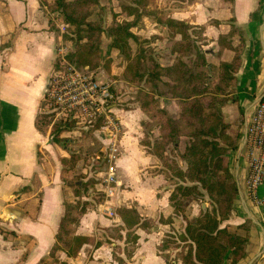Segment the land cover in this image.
<instances>
[{
	"label": "crops",
	"instance_id": "obj_1",
	"mask_svg": "<svg viewBox=\"0 0 264 264\" xmlns=\"http://www.w3.org/2000/svg\"><path fill=\"white\" fill-rule=\"evenodd\" d=\"M163 5L168 6V9L173 6H159ZM197 5L194 0L182 8L171 10L176 19L206 26L208 44L204 49L211 70L209 81L217 82L218 67L225 62L214 63L212 57L232 52L233 61L235 56L230 49H220L219 37L229 34L234 27L237 29L234 45L244 41L242 63L236 73L239 105H227L229 110L226 113L233 129L238 122H242L244 126L247 110L264 94V0H233L230 7L233 15L213 22L206 20L203 15L199 18L200 21H192ZM44 9L39 0H0V264H41L43 259H46L47 264H120L116 256L123 259L124 264H167L166 258L159 251L164 236L182 235L187 226L184 215L189 219L195 218L205 209L203 205L206 208L211 205L207 202V197L200 203L184 199L182 213L174 216L170 201L173 185H170L172 183L166 180L162 172V162L140 144L144 135L143 126L151 120L134 101L139 87L122 80L126 63L120 54L113 51L108 54L112 59L111 72L103 71L106 73V80L117 84L122 102H133L127 104L128 109L115 110V114L121 119L123 131L119 139L121 155L117 170L118 184L111 204L115 210L119 206L135 205L143 218L153 219L156 225L150 230L137 229L138 244L132 258L128 259L125 242L108 236L107 229L124 224L117 213L114 217H108L100 212L95 199L96 194L102 193L99 182L82 199L92 202L93 207L82 217L77 231L79 235L89 237L90 242L83 246L76 258L60 252L58 261L55 262L48 256L65 214L64 167L61 160L74 153L82 157V152L77 149L78 143L75 141L65 144L63 139L66 131L61 135L62 142L58 144L53 141V127L47 134H43L35 125L37 117L45 111L44 99L49 79L57 71V48L60 42L56 33L50 29ZM228 23V33L215 32L216 27L220 28ZM152 31H157L161 38L157 40L161 49L158 62L163 66H170L176 58L171 53L175 40L169 37L165 27L157 23ZM98 74L100 73L97 72V76ZM160 102L162 108L177 117L179 109L175 100L160 97ZM55 122L75 127L83 124L77 120L59 119ZM95 134L101 145L96 155L99 166L100 152L110 140L109 134L104 130ZM185 148L186 145L181 153ZM122 156L124 160H121ZM234 161L235 178L239 173L245 199L239 193L234 214L223 227L239 226L251 221L247 255L239 263L249 264L264 246V184L259 190L262 203L255 205L246 192L247 161L245 158L242 160L239 170L237 154ZM72 176L71 173L70 177ZM68 199L74 200L72 193ZM249 213L260 226L250 219ZM171 216V224L159 223L161 218ZM178 252L179 249L166 252L171 255L173 264H181L176 261ZM230 262L227 259L225 264ZM263 262L264 253L258 264Z\"/></svg>",
	"mask_w": 264,
	"mask_h": 264
},
{
	"label": "trees",
	"instance_id": "obj_2",
	"mask_svg": "<svg viewBox=\"0 0 264 264\" xmlns=\"http://www.w3.org/2000/svg\"><path fill=\"white\" fill-rule=\"evenodd\" d=\"M42 7L59 18L75 35L72 40L75 50L70 59L78 67L100 68L102 62V41L106 35L110 38L111 48L119 51L126 61L123 79L137 87L136 102L140 109L153 120H158L159 138L152 143L142 139L140 144L148 153L157 157L163 165L162 172L167 181L173 184L170 195L174 216L183 211L182 201L188 198L204 199L208 197L213 208L202 209L199 216L189 219L185 232L176 237L166 234L159 246L167 264H173L170 250L179 249L176 261L181 264H239L246 258V248L250 240L251 221L233 226L223 224L231 219L239 199L238 186L233 171V161L239 149L240 130H232L229 115L221 109L227 105H239L237 97V78L242 63L244 41L234 45L237 29L218 39L220 49H230L235 56L232 62H222L217 70V82L209 81L210 69L204 47L208 44L205 25H194L174 18L173 8H182L194 0H174L171 9L159 6L155 0H130L121 2L120 9L127 19L119 20L113 15L111 24L105 28L101 21H90L92 8L99 0H39ZM229 1V0H227ZM233 1V0H230ZM144 18L167 29L170 38L175 40L171 53L176 56L170 66L161 65L149 47L153 39L142 40L133 29L139 27ZM49 23H52L50 18ZM50 29L52 31L53 27ZM179 37L177 40L176 38ZM132 42L137 44L134 49ZM146 44V45H145ZM149 47V48H148ZM112 59L106 61V69L111 70ZM212 72L214 67L211 68ZM143 86V87H142ZM160 97L175 100L179 109L173 117L161 107ZM243 114V110L241 111ZM53 117L41 113L36 119V128L43 134L50 130ZM69 124H56L51 132L53 141L60 144L61 135ZM101 121L95 122L91 132L104 128ZM182 138L188 144L181 154L185 167L168 159V146L180 147ZM64 140V139H63ZM65 182V214L60 222L56 240L49 252V258L58 261V254L65 252L68 257L76 258L90 238L78 234L82 217L92 202L82 199L98 182L82 169L81 157L71 154L61 160ZM81 168V169H80ZM82 170L81 172H78ZM73 174L70 177V174ZM72 193L74 200L68 199ZM99 207L104 201L102 193L95 195ZM116 213L124 225L107 229L110 239L124 241L126 256L132 258L139 236L137 229L150 230L156 225L153 219L143 218L136 206H119ZM173 217L161 218L159 223L171 224ZM126 231V234L123 232ZM2 233L5 231L2 230ZM99 245V244H98ZM120 264L124 260L116 256ZM41 264H47L46 259Z\"/></svg>",
	"mask_w": 264,
	"mask_h": 264
},
{
	"label": "built area",
	"instance_id": "obj_3",
	"mask_svg": "<svg viewBox=\"0 0 264 264\" xmlns=\"http://www.w3.org/2000/svg\"><path fill=\"white\" fill-rule=\"evenodd\" d=\"M63 40L57 48V71L48 82L44 99L45 114L56 120H77L88 126L103 120L108 130L109 143L100 152L103 167L102 194L104 201L100 212L114 217L116 210L111 200L118 184V161L120 159L119 136L121 124L115 115L116 96L109 84H100L95 78L68 63ZM104 130V129H103ZM247 161L246 192L249 200L260 205L259 190L264 184V97L250 115L245 146Z\"/></svg>",
	"mask_w": 264,
	"mask_h": 264
},
{
	"label": "rangeland",
	"instance_id": "obj_4",
	"mask_svg": "<svg viewBox=\"0 0 264 264\" xmlns=\"http://www.w3.org/2000/svg\"><path fill=\"white\" fill-rule=\"evenodd\" d=\"M48 1L51 2L52 0H48ZM99 1H100V3L92 8L90 21H97V22L101 21L104 24V27L107 28L111 24L114 14H117L119 16L118 17L119 20L127 19V16L125 14H122V11L120 9V3L121 2H130V0H99ZM155 1H156V4H159V5H161V4H174V3H172L174 0H155ZM196 3L198 4L197 5L198 9H197V12L195 14H193V17H192L193 22L200 21L199 18L202 15L206 18V20H209L210 22L211 21L213 22L215 20L222 21V20H225L228 15H233V10H232V8H230L232 1H230V0L229 1H227V0H196ZM44 10L47 14L48 19L49 20H50V18L52 19V23L50 24V27L51 28L53 27V30L56 33V35L59 37V39L63 40V45L66 48L65 58H66L67 62L72 64L73 66H75L80 71L86 72V73L88 72V74H91L98 83L111 85L112 91L116 96L115 110H116V108L128 109L127 104L130 102H133V101L131 99H128L131 101L130 102H128V101L122 102L121 99L119 98L120 94L118 93L117 84L112 80L107 81L106 80L107 78L105 76L106 73L103 72V71L111 72V70L108 71L105 67L106 61L109 58L108 54L110 53V51H113L114 53H117L118 55L120 54L117 49L110 47L111 40L108 36H106L107 34L103 37V41H102V45H101L102 62H101L100 68H98L96 70H92L89 67H78L70 59V55L75 50V47H74V44L72 41V40L76 39L75 35H73L69 31L68 26L64 23V21L62 19L59 18L58 14L50 13V11H48L46 8ZM154 24L155 23L151 19L144 18L141 21L140 26L134 28L133 31L142 40H150L153 37L158 38V37H160V35H158L157 31H152ZM229 29H230L229 23L223 24V26L220 28L216 27L215 32H218L221 34H226L229 32ZM157 40L158 39H153L151 42L152 45L149 46L152 49L153 54L155 55L156 59L159 56V52L161 50L160 45H159ZM59 45H60V42H59ZM132 45H133L134 49L137 48V44L135 42H132ZM231 55H232V52H230L227 55L225 54V55L218 56V57H212V61L214 63H220L221 61L231 62L232 61ZM122 59L124 60L123 57H122ZM124 62L126 63L125 60H124ZM97 72L100 73V74H98V76H97ZM121 78H122V80H124L123 74H122ZM135 87H137V86H135ZM140 88L141 87H139V90H140ZM137 93H136V95H134V99H135L134 101L135 102H136ZM117 105H119L120 107ZM228 110H229L228 106L223 107L221 109V111L223 113H228ZM114 113H115V111H114ZM44 114H45V111H44ZM172 116L175 117L174 115H172ZM117 118L119 119L120 124H121V132H120V135H121V133L123 131V126L121 123V119L118 116H117ZM150 120H151L150 123L143 126L144 135H142L141 140L145 139V138L146 139L152 138L151 142L154 143L159 138V130L157 129V125L159 124V121L153 120L151 118H150ZM101 122H103V120H101ZM241 123L242 122H238L237 124L235 123V129H232V130H234V131H237L238 129L240 130ZM56 124H63V123H60V122L56 123V122H54V119H53L50 128ZM103 127H106V125L104 124ZM65 128L67 130L66 131L67 133H65V139H64L65 144L68 145L71 140L78 143L77 149L81 150V152H82V157H81L82 158L81 164L83 165L82 169L85 170L87 172V174H89L90 176L93 175L92 177L99 180L97 182L98 183L100 182L99 188H101V190H102V184L101 183H102V179H103V175H104L103 174L104 170H103V167L101 165H99V166L97 165V161H96V155H97L98 149L101 147V145L98 144L99 139L95 133L98 131H103V129H104V132L108 134V130L105 128H103V129L100 128L99 130H97L95 132H91L90 130L93 127L88 126L87 124H85V125L80 124L79 126H76V127L73 125H69V126H66ZM119 139H120V136H119ZM181 142H183V143H180V147L178 149H175L173 146H168V149H167L168 155L167 156H168V159L170 161H175L179 165L185 166L184 161H182V159H181V154H182L181 150L184 149L185 145L187 146L188 139L182 138ZM121 160H124L123 156L121 157ZM234 164H235V161H233V171H234ZM118 167H119V163H118ZM80 169L78 172L82 171ZM170 185H173V184H170ZM188 199L191 201L195 200L199 203H200V201L203 200L202 198L201 199H199V198H188ZM205 199H204V201H205ZM207 202L210 203L209 199ZM210 205H211V203H210ZM182 206H184L183 201H182ZM205 208H206V206H205ZM212 208H213V206L211 205L208 209L211 210ZM262 264H264V262Z\"/></svg>",
	"mask_w": 264,
	"mask_h": 264
},
{
	"label": "water",
	"instance_id": "obj_5",
	"mask_svg": "<svg viewBox=\"0 0 264 264\" xmlns=\"http://www.w3.org/2000/svg\"><path fill=\"white\" fill-rule=\"evenodd\" d=\"M211 80V79H210ZM264 94L258 98L253 105L247 110L246 116H245V124L243 126L242 132H241V138H240V143H239V149L237 152V157H238V170L240 169L242 160L245 158V146H246V140H247V135H248V125H249V119H250V115L252 113V110L260 103V101L263 99ZM236 182H237V186H238V191L240 193L241 198L244 200V194L242 191V186H241V180H240V175L239 173H237L236 175ZM203 208H205V206L203 205ZM248 210V209H247ZM249 217L250 219L255 222L256 224H259L258 221H256L252 215L249 213ZM263 235H264V229H263ZM264 253V246L262 251L249 263V264H258L262 254Z\"/></svg>",
	"mask_w": 264,
	"mask_h": 264
}]
</instances>
